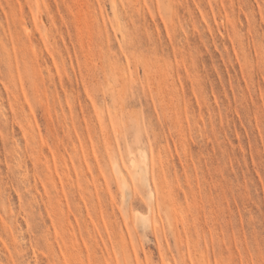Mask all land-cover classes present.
<instances>
[{"label":"rangeland","instance_id":"1","mask_svg":"<svg viewBox=\"0 0 264 264\" xmlns=\"http://www.w3.org/2000/svg\"><path fill=\"white\" fill-rule=\"evenodd\" d=\"M0 264H264V0H0Z\"/></svg>","mask_w":264,"mask_h":264},{"label":"bare ground","instance_id":"2","mask_svg":"<svg viewBox=\"0 0 264 264\" xmlns=\"http://www.w3.org/2000/svg\"><path fill=\"white\" fill-rule=\"evenodd\" d=\"M37 17H38V16H37ZM144 163L146 164V162H144ZM147 164H148V163H147ZM147 164H146V165H147ZM143 165H144V164H143ZM142 167H143V166H141V168H142ZM146 168H148V167L146 166ZM143 170H144V169H143ZM118 171H119V173L121 174V168H120V170H118ZM119 173H118V174H119ZM122 173L125 174V172H122ZM120 178H121V175H120ZM123 180H125L124 177H123ZM126 181H127V180H126ZM153 194H154V193H153ZM151 195H152V194H151ZM137 216H138V215H137ZM136 218H137V217H136ZM137 219H138V218H137ZM141 219H142V218H141ZM146 220H147V219H146ZM139 221H140V220H139ZM144 221H145V220H144ZM141 222H142V223H145V222H143V221H141ZM141 222H140V223H141ZM142 223H141V224H142Z\"/></svg>","mask_w":264,"mask_h":264}]
</instances>
